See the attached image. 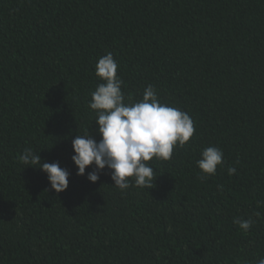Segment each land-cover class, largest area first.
I'll return each mask as SVG.
<instances>
[{"label": "trees", "instance_id": "obj_1", "mask_svg": "<svg viewBox=\"0 0 264 264\" xmlns=\"http://www.w3.org/2000/svg\"><path fill=\"white\" fill-rule=\"evenodd\" d=\"M125 102L153 85L195 133L153 158L152 188L77 175L72 139L99 141L101 56ZM223 167L201 179L207 146ZM69 171L56 193L18 159ZM228 167L236 173L229 176ZM219 186H222L219 187ZM257 213L259 215H257ZM234 218L254 223L245 233ZM264 257V0H0V264H256Z\"/></svg>", "mask_w": 264, "mask_h": 264}, {"label": "clouds", "instance_id": "obj_2", "mask_svg": "<svg viewBox=\"0 0 264 264\" xmlns=\"http://www.w3.org/2000/svg\"><path fill=\"white\" fill-rule=\"evenodd\" d=\"M118 68L111 52L98 59L95 75L102 82L91 92L88 107L95 113L100 139L97 141L89 131L77 134L72 139L74 154L71 159L78 170L77 175L82 176L86 168L95 166L87 174L93 183L107 167L111 170L113 187L121 191L130 186L151 189L157 177L148 162L153 158L170 160L174 147H184L193 138L194 122L188 113L161 103L157 89L151 84L144 89L141 100L126 103L121 90L124 82L117 74ZM18 159L24 166L44 172L56 193L68 188L70 173L58 162L43 161L31 148H25ZM223 164L224 152L214 145L205 147L196 161L201 179L214 176L217 167H223ZM227 171L231 176L236 173V168L228 167ZM233 223L247 233L254 221L234 218ZM256 264H264V257L258 258Z\"/></svg>", "mask_w": 264, "mask_h": 264}]
</instances>
